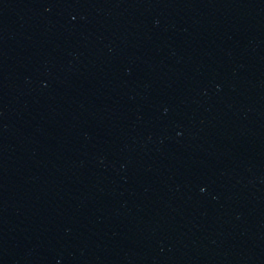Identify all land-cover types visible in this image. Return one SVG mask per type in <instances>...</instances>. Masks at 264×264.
Masks as SVG:
<instances>
[{"label": "water", "instance_id": "obj_1", "mask_svg": "<svg viewBox=\"0 0 264 264\" xmlns=\"http://www.w3.org/2000/svg\"><path fill=\"white\" fill-rule=\"evenodd\" d=\"M0 264H264V0H0Z\"/></svg>", "mask_w": 264, "mask_h": 264}]
</instances>
